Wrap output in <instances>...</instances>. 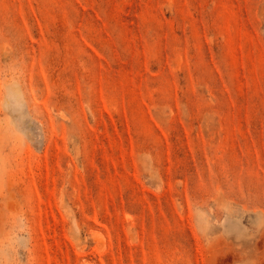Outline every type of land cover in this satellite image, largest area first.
<instances>
[{
  "label": "rangeland",
  "instance_id": "1",
  "mask_svg": "<svg viewBox=\"0 0 264 264\" xmlns=\"http://www.w3.org/2000/svg\"><path fill=\"white\" fill-rule=\"evenodd\" d=\"M0 130V264H264V0H0Z\"/></svg>",
  "mask_w": 264,
  "mask_h": 264
},
{
  "label": "clouds",
  "instance_id": "2",
  "mask_svg": "<svg viewBox=\"0 0 264 264\" xmlns=\"http://www.w3.org/2000/svg\"><path fill=\"white\" fill-rule=\"evenodd\" d=\"M0 131H2V130H0ZM16 131H17V132H20L21 130L17 129Z\"/></svg>",
  "mask_w": 264,
  "mask_h": 264
}]
</instances>
